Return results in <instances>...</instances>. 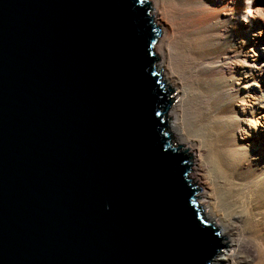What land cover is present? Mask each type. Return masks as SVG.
Masks as SVG:
<instances>
[{
    "label": "water",
    "instance_id": "95a60500",
    "mask_svg": "<svg viewBox=\"0 0 264 264\" xmlns=\"http://www.w3.org/2000/svg\"><path fill=\"white\" fill-rule=\"evenodd\" d=\"M151 3L0 0V264H212L230 248L169 131Z\"/></svg>",
    "mask_w": 264,
    "mask_h": 264
},
{
    "label": "bare ground",
    "instance_id": "6f19581e",
    "mask_svg": "<svg viewBox=\"0 0 264 264\" xmlns=\"http://www.w3.org/2000/svg\"><path fill=\"white\" fill-rule=\"evenodd\" d=\"M150 1L157 68L175 90L168 125L193 154L199 207L231 243L214 264H264V23L245 22L240 0Z\"/></svg>",
    "mask_w": 264,
    "mask_h": 264
},
{
    "label": "snow or ice",
    "instance_id": "6c2138e0",
    "mask_svg": "<svg viewBox=\"0 0 264 264\" xmlns=\"http://www.w3.org/2000/svg\"><path fill=\"white\" fill-rule=\"evenodd\" d=\"M246 9L245 22L252 23H264V15H261L260 8L258 6L264 5V0H240ZM256 15H253V13Z\"/></svg>",
    "mask_w": 264,
    "mask_h": 264
},
{
    "label": "rangeland",
    "instance_id": "374dc122",
    "mask_svg": "<svg viewBox=\"0 0 264 264\" xmlns=\"http://www.w3.org/2000/svg\"><path fill=\"white\" fill-rule=\"evenodd\" d=\"M146 2H148V3H150L151 1L150 0H145ZM149 13H151V11H149ZM161 36H162V34L160 35V37H159V39L161 38ZM158 42H159V40H158ZM158 42H157V45H158ZM156 54H157V48H156ZM172 95V94H171ZM169 122V121H168ZM169 131H171V129H170V127H169ZM172 132V131H171ZM173 138V137H172ZM173 141H174V138H173ZM176 146H177V144H176ZM183 151V150H182ZM181 151V152H182ZM198 188V187H197ZM198 194H199V192H198ZM198 203H199V201H198ZM219 235H220V233H219ZM223 244H225V242H223ZM224 250V249H223ZM223 250H221V251H223ZM215 259V258H214ZM212 264H214V262L212 263Z\"/></svg>",
    "mask_w": 264,
    "mask_h": 264
}]
</instances>
